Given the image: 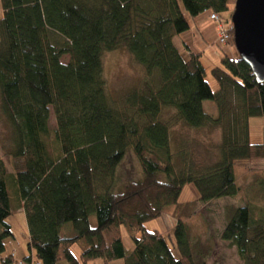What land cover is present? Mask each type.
I'll use <instances>...</instances> for the list:
<instances>
[{
	"label": "trees",
	"instance_id": "obj_1",
	"mask_svg": "<svg viewBox=\"0 0 264 264\" xmlns=\"http://www.w3.org/2000/svg\"><path fill=\"white\" fill-rule=\"evenodd\" d=\"M0 1L1 108L14 139L11 171L0 152V256L14 237V202L36 257L19 260L12 252L0 263L205 264L210 248L192 242L185 219L198 204L237 195V162L264 161V140L252 142L249 129L252 117L264 118V82L240 56L222 54L210 71L215 90L203 56L183 57L174 39L206 11L226 21L236 1ZM120 49L145 70V81L116 102L103 57ZM208 100L217 116L204 109ZM166 109L174 116L165 119ZM179 124L221 130L218 159L177 164L183 153L174 152L171 138ZM131 157L140 167L135 176L121 172ZM191 184L198 202L181 203ZM170 207L173 234L148 231ZM220 237L243 264H264V207L234 208Z\"/></svg>",
	"mask_w": 264,
	"mask_h": 264
},
{
	"label": "rangeland",
	"instance_id": "obj_2",
	"mask_svg": "<svg viewBox=\"0 0 264 264\" xmlns=\"http://www.w3.org/2000/svg\"><path fill=\"white\" fill-rule=\"evenodd\" d=\"M235 5V4H234ZM234 6L231 7L229 15L226 16L227 20L231 19L233 14ZM209 13V19L215 24V30L217 32V23L211 20V12ZM3 15L2 3L0 1V19ZM217 34V33H216ZM178 37V36H177ZM218 41V34H217ZM219 45V43H218ZM221 46V45H220ZM229 47V46H227ZM226 47V48H227ZM225 51L226 52V49ZM239 54L235 49V56L238 58ZM104 60V76L107 82V90L111 97L116 102H119L123 96L133 92L134 88L143 86L145 79V70L142 69L130 56V54L120 49L117 51L105 54ZM69 56L62 58V62L67 64ZM203 66L207 69V80L211 83V87L215 90L216 83L210 75L212 68L219 65L220 61H212L207 56L203 59ZM204 109L208 114L212 116L218 115L214 103L211 100L204 102ZM175 111L166 109L164 111V118L169 119L174 116ZM51 119L49 122L50 127L56 128V117L51 110ZM264 118L252 117L250 120V140L252 142H263V128ZM222 131L212 128H199L192 129L187 128L183 124L177 125L172 130V149L174 152L180 151L183 153L182 157H176L175 162H183V158L187 161L191 160L193 163L210 165L212 162L218 159V149L221 144ZM14 139H13V128H11L7 118L1 108V97H0V152L3 161H5L7 171H11L9 167V153L13 152ZM185 156V157H184ZM128 157V154H127ZM130 157V156H129ZM121 172L132 173L135 176L139 172V166L137 159L127 160L123 164ZM136 171V172H135ZM236 172V183L238 187V193L234 198L225 197L219 200H213L212 202L198 204L197 209L190 215V218L185 219V223L189 228V236L192 242L198 243L199 246L207 244L210 248V252L206 256L205 264H243V261L238 257L237 248L233 247L230 242L223 241L220 237L221 233L225 228V224L230 217V213L236 207L249 205L254 203L260 207H264V196H263V184H264V161H243L237 162ZM180 202L191 204L192 202H198L200 195L194 185L187 186L180 195ZM258 197L255 202L251 199ZM13 215L8 220L9 225L13 226L14 235L17 241L14 240L9 242L7 253L11 251V245L16 246L18 243L21 245L25 244L26 235V222L25 215L16 211V203L13 202ZM19 209V208H18ZM174 207H170L166 212L157 220L150 221L146 224L148 231H159L160 234H173L175 219L173 217ZM92 221L95 223V217L92 216ZM1 233V228H0ZM14 238V237H11ZM126 241V248L132 247V241ZM25 246L22 245L20 250V256L26 255ZM74 253H79L77 246L73 249ZM34 261L36 260L33 259ZM93 264V263H89ZM95 264H101L100 261ZM110 264H124L122 260L112 262Z\"/></svg>",
	"mask_w": 264,
	"mask_h": 264
},
{
	"label": "water",
	"instance_id": "obj_3",
	"mask_svg": "<svg viewBox=\"0 0 264 264\" xmlns=\"http://www.w3.org/2000/svg\"><path fill=\"white\" fill-rule=\"evenodd\" d=\"M231 23L233 44L256 82H264V0H235Z\"/></svg>",
	"mask_w": 264,
	"mask_h": 264
},
{
	"label": "crops",
	"instance_id": "obj_4",
	"mask_svg": "<svg viewBox=\"0 0 264 264\" xmlns=\"http://www.w3.org/2000/svg\"><path fill=\"white\" fill-rule=\"evenodd\" d=\"M190 30L187 32H184V34L175 37L174 39V44L177 46L179 49L180 53L182 54L183 57L185 58H190L191 55H198L200 54L203 56L201 58V62L203 59L207 56L210 58L212 61H219L222 54L224 55H229V56H235V47L232 45H227V46H220L218 45L217 41V34L215 30V24L212 23L209 19V13L206 11L204 14H201L198 17H195L194 19L189 20ZM227 47V48H226ZM225 48L227 49L226 52ZM203 63V62H202ZM19 213L24 214L23 208H19L17 210ZM13 214V213H12ZM25 215V214H24ZM25 222H26V215H25ZM12 226V225H11ZM12 232H13V226H12ZM14 235V232H13ZM26 235L27 237L25 238V244H17L16 246L11 245V251L7 253V247L9 242L14 240L17 241L16 236L14 235V238L7 239L5 241V247L6 251L0 256V260L2 257H7L14 252L16 257L19 260H24L30 256L35 258V253L34 251L31 252L28 247V240H29V235H28V227L26 225ZM22 245L25 246V253L26 255L20 256V250L22 249ZM1 264V263H0Z\"/></svg>",
	"mask_w": 264,
	"mask_h": 264
},
{
	"label": "built area",
	"instance_id": "obj_5",
	"mask_svg": "<svg viewBox=\"0 0 264 264\" xmlns=\"http://www.w3.org/2000/svg\"><path fill=\"white\" fill-rule=\"evenodd\" d=\"M211 20H213L218 24L216 33L218 34L219 45L227 46L228 43L231 42V39L233 37V33H232L234 30L233 23H231V21L223 20V18H221V16L218 13H212ZM18 264H22V263H20L19 261Z\"/></svg>",
	"mask_w": 264,
	"mask_h": 264
}]
</instances>
